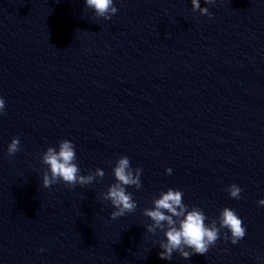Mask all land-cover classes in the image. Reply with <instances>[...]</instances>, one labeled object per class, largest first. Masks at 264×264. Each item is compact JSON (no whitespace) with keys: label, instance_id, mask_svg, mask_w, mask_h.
Returning a JSON list of instances; mask_svg holds the SVG:
<instances>
[{"label":"water","instance_id":"water-1","mask_svg":"<svg viewBox=\"0 0 264 264\" xmlns=\"http://www.w3.org/2000/svg\"><path fill=\"white\" fill-rule=\"evenodd\" d=\"M113 3L106 20L85 0H0V264H264V0H200L211 18L191 0ZM61 139L81 174L105 175L43 187L41 154ZM121 155L142 187L112 219L101 193ZM170 187L205 223L234 209L246 235L161 259L143 209Z\"/></svg>","mask_w":264,"mask_h":264},{"label":"clouds","instance_id":"clouds-1","mask_svg":"<svg viewBox=\"0 0 264 264\" xmlns=\"http://www.w3.org/2000/svg\"><path fill=\"white\" fill-rule=\"evenodd\" d=\"M214 2L215 0H205L207 4ZM191 4L193 11L198 10L211 18L209 9L201 7L200 0H191ZM85 6L93 9L96 16L106 20L111 19L118 11L113 0H85ZM4 111L5 101L0 97V114ZM19 150L20 138L15 136L8 145L7 153L12 156ZM41 160L44 165H47L42 177V185L45 188L60 181L69 187H75L77 184L88 185L97 177L102 178L105 175L103 169L99 167L87 175L81 174L76 163L75 146L68 139L59 140L58 147L49 146L41 154ZM142 172L141 167L132 168L130 159L126 155H121L116 160L113 167L115 182L108 187L107 191L101 193V199L110 201L115 209L110 213L112 219L136 210L137 202L126 188L135 186L136 189H140ZM166 173L170 175L172 169L167 168ZM226 191L232 198H241L242 188L236 183L228 185ZM258 203L264 205V198H261ZM152 204L153 207L143 209V215L152 221L146 225L149 233L155 234L158 229L164 232L166 240L159 242V247L162 249L159 252L161 259L171 260L174 252H178L184 259L190 258L193 254H205L220 238L222 229H227L224 232V239H230L232 244H236L246 235L243 221L234 209L224 207L219 213L218 222L217 219H213L205 223L207 217L204 211L197 206L189 207L185 204L183 192L179 189L170 187L166 191H161L158 197L153 198Z\"/></svg>","mask_w":264,"mask_h":264}]
</instances>
